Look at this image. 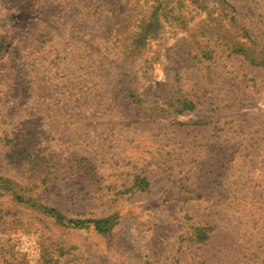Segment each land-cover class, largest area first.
<instances>
[{
    "label": "rangeland",
    "instance_id": "1",
    "mask_svg": "<svg viewBox=\"0 0 264 264\" xmlns=\"http://www.w3.org/2000/svg\"><path fill=\"white\" fill-rule=\"evenodd\" d=\"M262 60L264 0H0V264H264Z\"/></svg>",
    "mask_w": 264,
    "mask_h": 264
},
{
    "label": "trees",
    "instance_id": "2",
    "mask_svg": "<svg viewBox=\"0 0 264 264\" xmlns=\"http://www.w3.org/2000/svg\"><path fill=\"white\" fill-rule=\"evenodd\" d=\"M229 49H232L231 50L232 52L237 50V52H244L246 54L247 47L244 44H241V46L237 49L236 46L233 44L229 47ZM260 63H264V60H262V62ZM136 183L137 184L141 183L142 185H144L142 189H145L149 185V181L145 177H137ZM51 211L54 212L55 210L52 209ZM59 217L62 218L60 215ZM67 222L72 223L75 226H84L87 224H93L99 232H106L111 228V224L109 225L110 217L103 218V219L68 220ZM197 238H199V234L197 235Z\"/></svg>",
    "mask_w": 264,
    "mask_h": 264
}]
</instances>
